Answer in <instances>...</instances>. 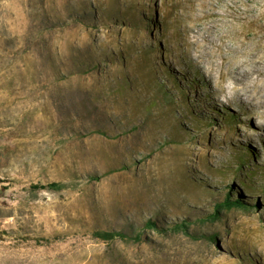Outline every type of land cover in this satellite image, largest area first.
Masks as SVG:
<instances>
[{
    "label": "rangeland",
    "instance_id": "374dc122",
    "mask_svg": "<svg viewBox=\"0 0 264 264\" xmlns=\"http://www.w3.org/2000/svg\"><path fill=\"white\" fill-rule=\"evenodd\" d=\"M225 48L264 58V0H0V264H264V106L209 75Z\"/></svg>",
    "mask_w": 264,
    "mask_h": 264
},
{
    "label": "bare ground",
    "instance_id": "6f19581e",
    "mask_svg": "<svg viewBox=\"0 0 264 264\" xmlns=\"http://www.w3.org/2000/svg\"><path fill=\"white\" fill-rule=\"evenodd\" d=\"M202 50L204 53H216L210 51L207 46H203ZM229 50L227 48L220 49L217 54L219 58L216 63L213 59V64L215 66L210 69L209 75L214 77V70L217 68L221 72L222 75L230 74L231 77L236 81L235 85V96L242 99V102H248L253 106L262 105L264 106V58L258 57L253 54L246 61L240 62L236 64L234 70L227 68V63L229 62L227 59V54ZM211 56H215V54H211ZM259 73V79L254 84H249L247 79L254 73ZM218 96V95H217ZM264 115V111H262Z\"/></svg>",
    "mask_w": 264,
    "mask_h": 264
},
{
    "label": "trees",
    "instance_id": "16d2710c",
    "mask_svg": "<svg viewBox=\"0 0 264 264\" xmlns=\"http://www.w3.org/2000/svg\"><path fill=\"white\" fill-rule=\"evenodd\" d=\"M101 133H106V132H101ZM6 179L0 178V183L6 182ZM3 189L6 188L5 185L2 186ZM31 188L33 189H39V188H49V189H60L61 188V183L59 182H50L48 184H31ZM231 187L228 188V192L225 196V199L223 200L222 203L217 204L215 211L211 214V218L216 219L219 214H220V208H228L231 209L232 207H239V208H247L249 206V203L246 202L244 199L240 197H233L231 191L229 190ZM145 228H150V229H156L157 231L160 232H167L169 230H177V231H186L188 232L190 224L187 221H181V222H174L172 226L169 228L163 227L159 225L156 221L152 220V218H149L145 224ZM94 235L104 241H113L117 237L128 240V237H131L135 241H139L142 237V232H136L134 236H130L127 232L124 230H102V229H97L94 231Z\"/></svg>",
    "mask_w": 264,
    "mask_h": 264
}]
</instances>
